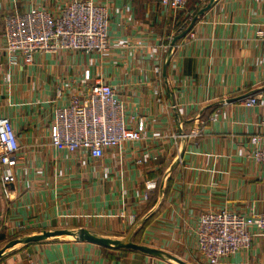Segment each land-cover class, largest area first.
I'll use <instances>...</instances> for the list:
<instances>
[{"label": "crops", "instance_id": "crops-1", "mask_svg": "<svg viewBox=\"0 0 264 264\" xmlns=\"http://www.w3.org/2000/svg\"><path fill=\"white\" fill-rule=\"evenodd\" d=\"M65 1L0 0V117L10 119L20 144L7 195L0 185V248L54 229L86 228L116 238L158 209L161 218H175L174 225L182 223L181 210H189L192 219L184 223L193 226L213 208L264 211V166L248 155L250 136L264 132V40L256 37L264 28V0H214L194 21L193 40L183 35V19L210 0H191L176 13L159 0H94L109 10L107 51L37 53L30 65L9 62L3 16L33 7L55 13ZM172 32L173 54L158 75L151 48ZM86 69L114 88L132 127L138 119L145 125L141 140L99 159L49 142L54 108L68 101L56 90H75ZM248 95L258 96L259 104L242 105L239 99ZM191 129L199 135L173 137ZM145 150L154 159L137 163ZM147 180L154 189H145ZM129 213L137 216L132 226ZM21 245L0 264H174L137 251L106 252L86 241ZM181 258L206 264L196 249ZM218 264H264V239L254 236L247 249Z\"/></svg>", "mask_w": 264, "mask_h": 264}, {"label": "built area", "instance_id": "built-area-1", "mask_svg": "<svg viewBox=\"0 0 264 264\" xmlns=\"http://www.w3.org/2000/svg\"><path fill=\"white\" fill-rule=\"evenodd\" d=\"M190 1L158 2L166 10L176 13L186 8ZM194 14L191 12L183 19V27L190 25ZM109 22L108 7L94 0H67L55 13L44 7H33L23 12L6 14L2 18L4 51L9 62L24 65L32 64L37 53L69 51L86 55L102 54L109 45ZM178 28L176 32L181 31L180 26ZM187 35L189 40L196 36L192 28ZM256 37L264 40V28L256 32ZM174 38V32L165 34L151 48L156 64L154 73L161 75L164 62H169ZM120 45L125 46V43L120 42ZM64 94H67L68 101L55 106L49 126V142L55 149L99 159L106 150L120 149L124 142L142 139L144 120L138 119L132 127L127 122L124 105L114 88L99 78L91 79L88 69L83 72L72 92L60 88L56 90L57 97H63ZM239 100L245 107L259 104L256 95ZM198 135V129H191L189 132H176L173 137L186 141ZM249 143L251 149L248 155L255 163L264 166V132L251 135ZM19 150L20 144L12 122L8 117H0V185L4 195H7L8 185L14 179L12 168ZM152 158L145 150L136 162L145 164ZM155 186L154 181L145 182L146 190H152ZM140 198L146 201L148 193H142ZM136 217V214L129 213L126 216L127 224L134 225ZM254 236L264 239V211L244 215L227 209L208 210L198 217L195 225L196 251L206 264H218L220 259L247 249Z\"/></svg>", "mask_w": 264, "mask_h": 264}, {"label": "rangeland", "instance_id": "rangeland-1", "mask_svg": "<svg viewBox=\"0 0 264 264\" xmlns=\"http://www.w3.org/2000/svg\"><path fill=\"white\" fill-rule=\"evenodd\" d=\"M214 209L216 208H213L212 210ZM227 210L237 212L235 210H230V209ZM181 212H182V223L178 225H174L175 218L165 219L166 215H162L161 218L157 213V210L153 211L152 213L150 212V214L142 218V220L138 222L136 226H134L132 229L131 228L126 229L124 231L125 232L124 235H120L114 239H118V240L128 239L133 243L150 248L159 249L181 258L182 255H185L189 251L196 249L195 226H193V224L191 223H184L185 221H191L192 219L190 214L191 212L186 209H182ZM202 213H200L199 216ZM252 213L249 212V214ZM75 230L78 229H74L72 231ZM94 234L102 237H107L101 235L99 232L98 233L96 232ZM74 241L75 240L70 236H58L56 238H49L48 240L42 242L23 244L20 247L30 244H44L49 242L71 243ZM117 251H124V250H117ZM167 261H169L170 263L177 264L170 260Z\"/></svg>", "mask_w": 264, "mask_h": 264}, {"label": "water", "instance_id": "water-1", "mask_svg": "<svg viewBox=\"0 0 264 264\" xmlns=\"http://www.w3.org/2000/svg\"><path fill=\"white\" fill-rule=\"evenodd\" d=\"M213 1L214 0H210V2L205 7L201 8L198 11L197 15L193 18V20L191 21L190 25L187 27L183 35L186 34L188 30L192 27L198 15L203 14L208 8H210ZM174 43H175V39L172 42V44ZM166 64H167V61H165L163 64L164 69L166 67ZM58 236H70L75 241H86V242L96 244L100 247L113 249V250L137 251V252L149 255V256L161 258L164 260H170L177 264H189L186 261L182 260L181 258L173 254H170L168 252L155 249V248L142 246V245L133 243L129 241L128 239L118 240L114 238L98 236L86 228H80L75 231L66 230V229L43 230L40 233H34V234H31L25 237H18L16 239L10 240L2 248H0V258H2L5 254L9 253L10 251L14 250L19 244L42 242V241L48 240L49 238H56Z\"/></svg>", "mask_w": 264, "mask_h": 264}, {"label": "trees", "instance_id": "trees-1", "mask_svg": "<svg viewBox=\"0 0 264 264\" xmlns=\"http://www.w3.org/2000/svg\"><path fill=\"white\" fill-rule=\"evenodd\" d=\"M159 211H160V209L157 210V213H158ZM153 216H154V215H153ZM153 216H152V217H153ZM152 217H151V218H152ZM102 248H103V247H102ZM103 249H104V251H106V252H107V251H116V250L108 249V248H103ZM124 251H132V250H124Z\"/></svg>", "mask_w": 264, "mask_h": 264}, {"label": "clouds", "instance_id": "clouds-1", "mask_svg": "<svg viewBox=\"0 0 264 264\" xmlns=\"http://www.w3.org/2000/svg\"><path fill=\"white\" fill-rule=\"evenodd\" d=\"M12 145H10V147H11Z\"/></svg>", "mask_w": 264, "mask_h": 264}]
</instances>
